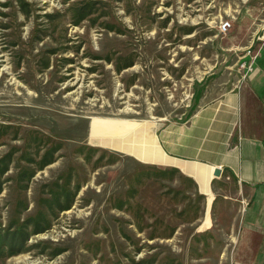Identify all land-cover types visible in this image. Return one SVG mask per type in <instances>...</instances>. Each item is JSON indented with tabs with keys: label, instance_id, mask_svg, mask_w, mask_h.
Here are the masks:
<instances>
[{
	"label": "rangeland",
	"instance_id": "1",
	"mask_svg": "<svg viewBox=\"0 0 264 264\" xmlns=\"http://www.w3.org/2000/svg\"><path fill=\"white\" fill-rule=\"evenodd\" d=\"M263 32L264 0H0V264H231L230 201L138 159Z\"/></svg>",
	"mask_w": 264,
	"mask_h": 264
},
{
	"label": "crops",
	"instance_id": "2",
	"mask_svg": "<svg viewBox=\"0 0 264 264\" xmlns=\"http://www.w3.org/2000/svg\"><path fill=\"white\" fill-rule=\"evenodd\" d=\"M259 41L254 38L253 51ZM244 57L249 61V54ZM230 70L229 78L210 80L193 99L183 122L152 121L166 162L137 159L178 169L192 179L206 202L211 193L204 218L208 213L210 219V207L219 197L216 211L230 201L226 231L235 236L231 264H264V47L251 71L240 64ZM230 184L233 194L221 192Z\"/></svg>",
	"mask_w": 264,
	"mask_h": 264
},
{
	"label": "built area",
	"instance_id": "3",
	"mask_svg": "<svg viewBox=\"0 0 264 264\" xmlns=\"http://www.w3.org/2000/svg\"><path fill=\"white\" fill-rule=\"evenodd\" d=\"M231 26V22L229 20H226L224 22L221 23L220 26V30L221 31H226L229 27ZM254 38L251 39L250 42V46L247 49V54H249V61H241L240 66L244 69H246L247 71H251L252 70V66H253V62L254 60L257 58L258 53L260 51V48H258L257 50L253 51L252 50V43H253ZM246 73H244L242 75V77L245 76Z\"/></svg>",
	"mask_w": 264,
	"mask_h": 264
},
{
	"label": "trees",
	"instance_id": "4",
	"mask_svg": "<svg viewBox=\"0 0 264 264\" xmlns=\"http://www.w3.org/2000/svg\"><path fill=\"white\" fill-rule=\"evenodd\" d=\"M13 235H15V233H14ZM10 247H11V248H10V252H14L13 249H15L16 246H14V244H12ZM17 247H18V246H17Z\"/></svg>",
	"mask_w": 264,
	"mask_h": 264
},
{
	"label": "water",
	"instance_id": "5",
	"mask_svg": "<svg viewBox=\"0 0 264 264\" xmlns=\"http://www.w3.org/2000/svg\"><path fill=\"white\" fill-rule=\"evenodd\" d=\"M220 172H219V169H215L214 170V175H218Z\"/></svg>",
	"mask_w": 264,
	"mask_h": 264
}]
</instances>
